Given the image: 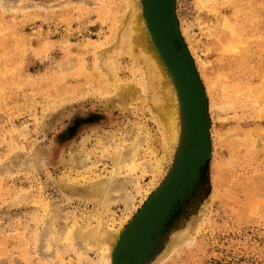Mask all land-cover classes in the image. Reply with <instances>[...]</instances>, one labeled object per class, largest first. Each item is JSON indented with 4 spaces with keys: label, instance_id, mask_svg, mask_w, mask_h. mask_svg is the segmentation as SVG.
<instances>
[{
    "label": "rangeland",
    "instance_id": "rangeland-1",
    "mask_svg": "<svg viewBox=\"0 0 264 264\" xmlns=\"http://www.w3.org/2000/svg\"><path fill=\"white\" fill-rule=\"evenodd\" d=\"M127 1L0 0V264H115L130 241L133 264H264V18L222 12L237 0H162L203 91L200 152L188 114L179 140L162 136L140 54L102 66L113 17L145 7Z\"/></svg>",
    "mask_w": 264,
    "mask_h": 264
},
{
    "label": "bare ground",
    "instance_id": "bare-ground-1",
    "mask_svg": "<svg viewBox=\"0 0 264 264\" xmlns=\"http://www.w3.org/2000/svg\"><path fill=\"white\" fill-rule=\"evenodd\" d=\"M218 1H220V0H218ZM241 1L242 0H237V4L234 5L235 7H230V8H228V7H225L224 8L223 7L221 9L222 12L223 11H227L228 12V10H233V16L231 15V17H234L236 19H238L237 18L238 15H244L245 14L246 17L243 19V22L245 23L244 24L245 26H248V25L249 26H252L255 22H257L258 18H259V20H261V19L264 18V6L260 8V10H259V16L252 14V13H254V12L251 11L253 9L252 6H247L248 7V13L246 14V13H244V10H246L247 8L246 7H244V8L241 7L242 6V2ZM250 1L254 2V0H250ZM127 2H129V0ZM139 2L138 3L136 2V6H135L134 9L132 7L124 8V10L122 11V13H116V15L111 20V22H112V25L111 26L112 27H111V34H109L110 35V37H109L110 38V40H109L110 43L108 45H106V47H104L103 50H102V55L101 56L103 57V60H104V63H102V66H104V69H106L108 71H110V70L112 71L114 69V67H115L114 61H115V59L117 57L116 54H118V55H123V54L124 55H126V54H128V55H130V54L131 55L140 54L143 57V59L146 61L148 68L152 72L150 76H152L154 79L155 78L158 79L159 84L161 86V90H160L161 91V97L159 96V98H156L154 96L151 99V103H152V108L155 109V111H156V122L158 123V126L162 129V132H163V135L162 136H164V137L166 136V138L169 137L170 140H171V138L172 139H175V140L176 139L179 140L180 139L179 138V135H180V129L179 128L181 127V126H179V122L184 117L187 118V120H188V117L189 118H192L193 123H194V132H195L196 144H197L198 148L201 150V148H203L205 146L206 139H207V135H206V125H205V121H206V108H205L204 95H203V91H202V88H201L200 80H199V78L196 75V71H195L193 65L190 63L187 54L183 50H181L180 47H176V44L177 43L172 42V37H171V33H170L171 30H170V27L168 25L169 24L168 21H166L165 19H162L160 17L161 14L164 15V13L166 12L165 11L166 10V3H163L162 0H145V3H144L145 4V7L141 11L140 10V7L141 6L139 5L141 3H139ZM132 3H134V2H132ZM201 4H203V3H201ZM228 5H230V4H228ZM138 7H139V9H138ZM142 7H143V5H142ZM121 8H122V6H121ZM220 8H221V6H220ZM201 9H202V7H201ZM210 16H212V14H210V13L208 15H206V17L208 19H212ZM240 17H242V16H240ZM239 28L240 27H238V23H235L234 25H231V26H229V23H227V25L224 27V32L222 34L224 36H222V37H225L226 41H228L230 43L236 41L235 38L237 40H240V37L238 38V36H236V31H237V33H239ZM221 38L219 39V42L216 44V47H219V46H222L223 47L226 44V43L225 44L222 43L223 40ZM106 41H107V39H106ZM248 42H249V40H248ZM243 51H245V50H243ZM246 53H248V52H246ZM170 56H172V57L174 56L173 61L175 60V64H176L178 70H177V68H174L173 67V65H175V64H174V62L172 64L171 59H170ZM99 66H100V63L98 64V67ZM228 69H229V67H228ZM99 70H101V69L99 68ZM261 72H262V70H261ZM93 74H94V72H93ZM259 75H261V74H259ZM179 76H180V78H179ZM239 80H241V79H239ZM155 81H157V80H155ZM129 82H131V81H129ZM261 84H262V82H261ZM126 85L127 84H125L124 86L126 87ZM125 87L119 86L117 88V90H116V94L118 96H120L121 98H123V96H125L127 94L130 95L129 93L132 94L131 89H128V88H125ZM231 87L234 88L235 86L234 87L231 86ZM158 89H159V87H158ZM135 91H133V93ZM143 92H145V90ZM104 94H106V93H104ZM113 94H114V91H113ZM113 94L111 96H113ZM111 96H109V97H111ZM134 96H135V94H134ZM105 97L103 99H106ZM114 98L111 99V103H112V100H114ZM123 103H122V105H123ZM124 107H125V105H124ZM126 107H127V105H126ZM182 111H184V116L183 117L181 115V114H183ZM187 114H188V117H187ZM103 117H104V115H103ZM94 122H96V120ZM72 127H73V125H72ZM70 129H71V127H70ZM72 130L74 131V129H72ZM184 130L187 131L186 129H184ZM133 137L136 138L135 135ZM133 137H131V139ZM137 137H138V135H137ZM144 137H146V136H144ZM144 137H143V139H144L143 141H145V138ZM163 138H162V140H163ZM137 140H139V139H137ZM133 141H134V139H133ZM164 141H165V139H164ZM167 143L169 144L171 142H167ZM167 147H171V145H169ZM149 150H151V149H149ZM116 153H117V151H116ZM156 159L158 161L157 164L159 165L160 164V162H159L160 159H158V157ZM116 160L119 163H128L130 161V160H128V158L126 156H123V155L120 158L116 159ZM88 163H89V161H88ZM128 165H129L128 169L129 168H133L134 169V166L135 165H133L132 162H129ZM115 168L118 169L119 167L118 168L115 167ZM125 177H126V174H125ZM123 178H124V176H123ZM132 179L133 178L130 179V182L132 181ZM116 182L117 181H114L113 183H116ZM118 184H120V183H118ZM128 184H129V182H128ZM113 185H115V184H113ZM116 185H117V183H116ZM166 185H168V184H166ZM125 186H126V184L124 185V187ZM114 188H115V186H113V188L112 187L109 188V186H108L107 183H104V182H100L99 183V190H100V192L102 193L103 196H108V194L111 191L116 192L115 191L116 188H115V190H112ZM122 190H124V189H122ZM116 193H114V194H116ZM86 194H88V192H86ZM114 194H112L110 196L111 198L108 197V199L110 198V200L113 201L114 200V197H115V196H113ZM128 194H130V193H128ZM121 195H119V196H121ZM131 195H129V199H131L130 198ZM90 196H91V194H90ZM103 199H105V197ZM128 201H126V202H128ZM93 202H95V201H93ZM115 202L116 201H114V203ZM130 202H128V203H130ZM101 229L102 228H100V230ZM97 231H98V229H97ZM102 232H104V231L102 230ZM113 238H115V237H113ZM114 240H116V238ZM120 241H122V239ZM86 242L88 244L89 243H93V242H88V241H86ZM115 242H117V241H115ZM102 245H104V244H102ZM111 248H112V246H111ZM113 249H114V247H113ZM107 252H108V254H110L111 251L110 250H107ZM129 256L127 255L126 256L127 258H125V260L122 263H120V264H129V262H130ZM115 257H116V253H115Z\"/></svg>",
    "mask_w": 264,
    "mask_h": 264
},
{
    "label": "water",
    "instance_id": "water-1",
    "mask_svg": "<svg viewBox=\"0 0 264 264\" xmlns=\"http://www.w3.org/2000/svg\"><path fill=\"white\" fill-rule=\"evenodd\" d=\"M162 15V14H161ZM160 15V17L162 18V19H165L166 21H168V25H169V27H170V30H171V37H172V42H175V43H177L176 44V47H180V49L181 50H183L184 51V49L180 46V43H179V40L176 38V35H177V32H176V30L174 29V27H173V25H172V23L169 21V19H167V16L165 15V13H164V15H162L161 16ZM185 52V51H184ZM188 56V55H187ZM172 56H170V59H171V62H172V64H173V62H174V64H175V60L173 61V59H174V56L171 58ZM173 67L174 68H177V66H176V64L175 65H173ZM176 70V69H175ZM177 70H178V68H177ZM179 72V71H178ZM179 78H180V76H179ZM206 122H207V119H206ZM206 122H205V125H206ZM192 123H193V120H192ZM193 128H194V123H193ZM206 135H207V133H206ZM195 136V135H194ZM207 143H208V139H206V143H205V146L203 147V148H201V150H200V152H203L205 149H206V145H207ZM131 238V237H130ZM132 243V241H130L129 242V244H128V246L118 255V258L116 259V261H115V264H120V263H122L124 260H125V258H127L126 256L128 255H130V244ZM129 258H130V262H129V264H133V262H134V257H133V255H130L129 256Z\"/></svg>",
    "mask_w": 264,
    "mask_h": 264
}]
</instances>
